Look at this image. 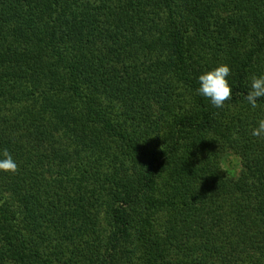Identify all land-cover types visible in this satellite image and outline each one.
<instances>
[{
    "label": "trees",
    "instance_id": "1",
    "mask_svg": "<svg viewBox=\"0 0 264 264\" xmlns=\"http://www.w3.org/2000/svg\"><path fill=\"white\" fill-rule=\"evenodd\" d=\"M253 75L264 0H0V264H264Z\"/></svg>",
    "mask_w": 264,
    "mask_h": 264
},
{
    "label": "clouds",
    "instance_id": "2",
    "mask_svg": "<svg viewBox=\"0 0 264 264\" xmlns=\"http://www.w3.org/2000/svg\"><path fill=\"white\" fill-rule=\"evenodd\" d=\"M230 74L231 68L227 64H221L210 71H206L199 76L198 93L208 98L216 108H222L225 102L232 98V88L228 80ZM261 98H264V75H253L245 99L252 108H256L258 100ZM251 134L254 137L264 139V119L258 121V126L252 130ZM0 171L12 174L18 171V165L7 150L3 152L2 158H0Z\"/></svg>",
    "mask_w": 264,
    "mask_h": 264
},
{
    "label": "rangeland",
    "instance_id": "3",
    "mask_svg": "<svg viewBox=\"0 0 264 264\" xmlns=\"http://www.w3.org/2000/svg\"><path fill=\"white\" fill-rule=\"evenodd\" d=\"M221 167L233 178L237 177L242 169L240 159L231 152H227L224 156Z\"/></svg>",
    "mask_w": 264,
    "mask_h": 264
}]
</instances>
